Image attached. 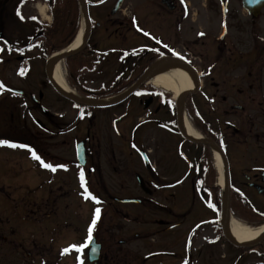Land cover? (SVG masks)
<instances>
[{"label": "flooded vegetation", "instance_id": "af4514ba", "mask_svg": "<svg viewBox=\"0 0 264 264\" xmlns=\"http://www.w3.org/2000/svg\"><path fill=\"white\" fill-rule=\"evenodd\" d=\"M107 1L99 0L97 5ZM70 5L71 0H0V110L4 108V117L11 116L10 126L0 127V140L17 145L0 146V157H12L4 162L0 159L7 164L0 174V264H63L68 252L74 254L71 245L77 240L64 246L62 236L67 231L73 233L71 200L81 199L79 196L97 187L90 163L143 165V178L151 194L139 188L141 196L136 199L141 202L136 205L151 206L154 239L150 253L144 256L134 242L103 239L93 229L92 239L101 245V254L90 263L89 247L85 246L82 259L86 264H194L192 244L200 243L197 239L205 233L208 240L200 241L206 249L197 253L202 261L222 260L221 255L215 257L222 247L236 259L239 254H254L264 261L260 255L264 242L254 248H239L225 238L218 205L220 193L213 181L205 190L196 177L192 180L191 191L215 199L213 205H206L204 218L197 217V208L174 207L175 188L183 187L188 177L176 181L173 174H159L156 166L173 163L174 153L169 147L178 128L172 94L152 84V79L124 102V112L113 121L114 138L119 141L116 149L112 138L104 144L101 136L94 137L95 114L89 112L80 122L79 113L63 111L65 102L52 96L54 89L46 74L45 80L34 84L37 94L14 88L15 77L25 81L32 69L46 66L44 42L52 25L44 24L39 9L47 8L53 22L55 9ZM104 18V32L113 29V39L125 41L131 36L146 43L135 50L138 62L121 63L120 77L170 61L195 72L199 91L188 100L200 96L198 111L204 124L217 144L232 152L234 162L233 146L247 153L245 163H233L232 169L229 163L231 211H237L234 208L238 206L243 213L246 207L264 213V0H123L115 15ZM118 50L120 57L127 52L126 48ZM102 53L104 57L109 54ZM125 84L123 79H113L109 85L100 84L92 90L106 93ZM135 111L139 112L136 125L130 132L122 131L121 125ZM152 130L160 145L147 139ZM80 142L86 149L84 162L77 159ZM33 153L39 159H34ZM127 154L130 159L123 158ZM183 159L190 163L184 154ZM41 162L56 170H49ZM79 163L86 165L80 167ZM187 190L179 192L180 200H185L183 192ZM113 199L114 204H121ZM88 243L86 236L84 244ZM64 249L69 251L62 254Z\"/></svg>", "mask_w": 264, "mask_h": 264}, {"label": "rangeland", "instance_id": "374dc122", "mask_svg": "<svg viewBox=\"0 0 264 264\" xmlns=\"http://www.w3.org/2000/svg\"><path fill=\"white\" fill-rule=\"evenodd\" d=\"M91 1L96 3L91 10L92 17L94 16L96 20H98L97 23L101 24V21L103 19L105 20L104 17L110 14V11L113 8L116 0H110L109 2L107 1L104 5L101 6L97 5V2L99 0ZM75 18L76 17L73 16L71 22H75ZM103 25L104 24L102 23L97 28L95 27L90 46L91 49L94 48L95 50H99L101 52L108 51V56L105 57L104 62H102V64H99V66L93 73H90V70H88L87 68L83 70L80 69L76 72L74 77V80L78 82L81 87L86 88L89 91L90 88L93 89L101 86L100 84H104V86L109 85L113 78L121 71L123 66L121 67V62L118 59V55L120 53V50L118 49L126 48L136 50L139 46L146 44L144 41L132 39L131 36L126 38L125 41H122L120 38L115 40L111 37L113 29L104 32ZM129 62L130 64H135L136 59H131L130 61V58H128L127 64H129ZM79 67V65H76V69H78ZM65 72L66 77H68L66 66ZM8 79L10 80V78ZM43 80H45V67L38 66L30 71V74L28 77H26L25 81L19 80L15 77V83L13 86L15 89L24 88L37 94V92H35L37 90V87L34 84L39 85L36 82ZM28 81L31 82L29 83ZM51 94L52 96L59 97L55 91H52ZM199 99L200 96L195 98L196 102L200 104L201 99ZM63 104V111L86 113L83 112V110L80 111L79 109L70 106L66 102ZM124 110L125 108H123L122 106V108H115L109 111H95L94 113L97 127L94 130V137L98 139L101 136L102 140H105L104 144L107 143L106 141H108L109 138H112V140L115 141L114 148L116 149L119 141L118 139L114 138L112 125L116 116L119 117L124 112ZM4 111V108L2 112L0 110V127L7 128V126H10L11 116L5 115L4 117ZM138 113L139 112L135 111L134 113L130 114L127 123L121 125L120 129L122 131L127 129V131L130 132L131 129L136 125L135 117L138 115ZM85 126L86 124L80 127ZM98 127H100L101 130H99ZM147 139L151 140V144L160 145L158 135L153 130L149 131V133L147 134ZM171 141L172 145L169 148L170 151L174 153V159H172L173 163H156V166L158 167L160 172L158 173L161 175L173 174L176 181L181 180L183 176L187 175V180L185 182H182L183 187L175 188L177 194L175 195L174 207L176 209H182L184 207L197 208L200 210L197 217L204 218L205 215L203 214L206 207V198L201 197L191 191V185L193 186V178L197 177L198 179H200L202 178V175L204 178L208 177V174L209 176L211 175L212 166L210 163V159L207 155H205L201 160H197L198 158H200V149L194 146L192 147L187 145L177 135L171 137ZM92 147V149L95 150L96 144ZM233 150L235 152V158L237 162H234V156L232 152H227L230 164H232L231 169L233 163H245L244 159L247 158V153L243 152L242 148L233 146ZM116 152L119 153L118 151ZM183 154L190 161V163L192 162V169H189L188 163L183 159ZM2 157L3 156L0 157L2 161L6 158H12ZM123 158L130 159L128 154L126 156L123 155ZM18 164L21 165V163ZM15 165L16 163H14V166ZM6 168L7 164L0 163V174ZM90 168H94L93 170L95 171V173L92 177V180L97 184V187L90 189L89 192L87 191L84 197L79 196L81 199L78 198L77 200L76 198H74L73 200H71V208H74L73 214L75 218L74 220H72L70 230L73 231V233L75 232L77 234H73L72 232L68 233V231L65 232L62 236L63 243L61 245L65 246L67 244L68 246L69 242L72 241V239H75L77 241L73 243V245H71V250L74 254L68 252L66 257H63V264H75V258L77 259L78 256L79 260L77 259L76 264H86L81 257L83 251L78 253L74 250L73 246L81 247L82 245H85L84 240L86 239V236H88L89 225H91L92 223V219L96 213V209H99V218L96 221L94 230L96 229L97 234L98 236H100V238H106L110 240H129L134 242L133 246H137L138 248L141 247L142 251H139V254L144 256L149 254L150 246L154 239L152 235L153 226L150 224V219L152 217L151 206L148 205L147 208H142L134 204L116 205L113 201V198H137L141 196V192L138 187L135 175L140 174L143 176V165L141 163H90ZM170 171H172L173 173H170ZM214 186L216 187V184ZM184 189H188L186 192H183V197L186 198L185 200H180V198H178L179 192H181V190L183 191ZM79 191L81 192V189ZM93 197L95 198V200H93ZM68 215H70V213ZM191 224L192 222H190L187 227ZM187 227H184L182 231H184ZM66 235L67 237H65ZM202 238L203 241L206 239L208 240V234H202V236H200V239H197L200 243L192 244V261L194 262V264H264V261L256 257L254 254H249L246 256H242L243 254H239L238 258L236 259L225 247H222L220 252H217L215 254V257L219 256L221 258L222 256V260L214 263L211 262L212 260H207V258H205L202 261L198 258L197 254L198 252H204L206 249L205 243L203 241H200L202 240ZM158 240L161 241L162 238L159 237ZM199 244L203 245V247L200 248L198 246ZM84 249L85 247H83V250ZM215 249L218 251L217 248ZM131 251L137 250L132 248ZM207 256H210V254H207ZM196 257L198 258L197 260L195 259ZM212 258L215 259L214 257ZM236 260H238V262ZM159 264L162 263L160 262Z\"/></svg>", "mask_w": 264, "mask_h": 264}, {"label": "bare ground", "instance_id": "6f19581e", "mask_svg": "<svg viewBox=\"0 0 264 264\" xmlns=\"http://www.w3.org/2000/svg\"><path fill=\"white\" fill-rule=\"evenodd\" d=\"M87 32L88 26L86 22L83 21L80 32L78 33L77 39L74 43L63 53L55 56L56 58L54 57L49 64L48 73L52 81L62 92L73 98H76L79 95L69 86L64 63L58 57L66 53L76 52L85 41ZM151 79L152 84L172 93L174 100H181L180 121L182 131L185 136L195 141H202L203 136L192 125L186 111L183 109L184 96L187 93L196 91L197 84L195 74L187 66L181 65L175 61H170L164 63L160 68H158ZM214 153L216 166L219 172V186L224 188V159L217 149L214 150ZM227 230L234 242L242 246L255 244L264 236V226L252 227L240 222L233 216H231L227 222Z\"/></svg>", "mask_w": 264, "mask_h": 264}, {"label": "trees", "instance_id": "16d2710c", "mask_svg": "<svg viewBox=\"0 0 264 264\" xmlns=\"http://www.w3.org/2000/svg\"><path fill=\"white\" fill-rule=\"evenodd\" d=\"M75 16L76 20L75 22H71V19ZM80 10H79V4L78 0H71V5L69 7H57L55 9L54 13V21L51 29L49 30V34L45 36V42H44V48H45V57L48 58L54 53H58L67 47H69L76 39L78 31L80 29ZM99 59V55H96L92 53L90 48V41L86 48L79 53L78 55H75L73 57H70L65 61L68 72H69V82L72 87L76 88L79 95L84 98H101L102 96H109L112 93L108 94H91L90 91L86 88H83L74 80L75 74L78 70L88 69L90 70V66H92L95 61ZM76 65H79L80 67L76 69ZM144 71L137 72L135 76H132L131 78L127 79V84L125 86L120 87L118 90L115 91V93H120L124 91L128 86H130L134 81H136L143 73ZM80 111H88L89 109L79 107ZM189 114L192 117L196 127L202 132L204 136L209 138L210 140H213L215 142H218L216 137L209 132L207 126L204 124L203 120L201 118H196L193 116V114L196 112L195 109V103H193L191 100L188 104ZM192 147L199 148L200 150V156L204 157V155H207L210 159V163L212 166V173L207 179H201V184L205 186V190H207L208 183L212 180L213 183L217 181V171L214 166V160L212 151L207 146L202 145H195L190 144ZM216 191L219 192V189H216ZM221 200L219 199V206H221ZM237 214V216L245 221L247 224L251 226H260L264 224V213L262 211H259L253 207H246V211L241 212L239 211V207L236 206L234 208ZM264 249V246L262 247ZM261 256H264V250L260 254Z\"/></svg>", "mask_w": 264, "mask_h": 264}, {"label": "water", "instance_id": "95a60500", "mask_svg": "<svg viewBox=\"0 0 264 264\" xmlns=\"http://www.w3.org/2000/svg\"><path fill=\"white\" fill-rule=\"evenodd\" d=\"M123 0H119L118 1V4L115 6V8L112 10L111 14L114 15L121 3H122ZM79 3H80V7H81V12L83 14V17H84V20L88 26V32H87V36L85 38V41L83 42L82 46L76 51V52H73V53H66V54H63L61 55L60 57H58L60 60H65L75 54H78L79 52H81L87 45L90 37H91V32H92V23L90 21V18H89V14H88V5L86 3L85 0H79ZM56 58V57H55ZM54 59V58H53ZM53 59H50L48 61V64L53 60ZM159 66V65H158ZM158 66H154L152 67L143 77L142 79L134 86L130 89V91L126 94H123L121 95L119 98H117L115 101L111 102V103H106L105 101H100V102H95V101H89V100H86V99H82V98H73V97H70L68 95H66L64 92H62L58 87L57 85L52 81V79L50 78V75L48 73V66H47V73H48V78L49 80L51 81L52 85L54 86L55 90L63 97L69 99L70 101H72L73 103L75 104H78L80 106H83V107H87V108H108V107H112V106H115L117 104H120L122 103L123 101H125L129 96H131L138 88H140L142 86V84L145 82V80L147 79V77L151 76L152 75V72L158 67ZM192 94L194 92H191ZM149 104H147L146 106H148ZM180 110V102L178 101L177 102V111L179 112ZM180 117V115H179ZM178 126H179V130L181 131L182 135L188 139L189 141L193 142V143H197V144H203V145H206V146H209L210 148H212L213 150L214 149H217L220 154L222 155L223 159H224V164H225V189H226V193H225V209H224V214H223V228H224V235L226 237V239L231 242L233 245L237 246V247H254L257 245L256 244H252V245H246V246H242V245H238L237 243L234 242V240L232 239V237L230 236V233L228 232L227 230V222L230 218V170H229V162H228V159L225 155V153L219 148V146L214 143V142H211V141H207V140H203V141H195V140H192V139H189L188 137L185 136V134L183 133L182 131V127H181V123H180V120H179V123H178ZM85 150H84V146L83 144H80L78 146V159L79 160H85ZM81 165H85V163H80ZM137 180H138V183H139V186L144 190V191H147L148 192V189L145 187V183H144V180L141 176H137ZM122 202L124 203H139L140 201L138 200H123ZM263 239H264V236H263ZM262 239V240H263ZM90 252H89V260L90 262H94L97 260V258L99 257L100 255V246L99 245H96L95 244V239H93L91 242H90Z\"/></svg>", "mask_w": 264, "mask_h": 264}, {"label": "snow or ice", "instance_id": "6c2138e0", "mask_svg": "<svg viewBox=\"0 0 264 264\" xmlns=\"http://www.w3.org/2000/svg\"><path fill=\"white\" fill-rule=\"evenodd\" d=\"M18 15H20V13L18 12L17 13ZM0 146H8V147H17V145H14V144H11L9 143L8 141L6 140H0ZM33 158L34 159H39L38 156L35 155V153H33ZM43 164V162H41ZM44 167L48 168L49 170L51 171H55V167H53L52 165H49V164H43ZM81 180H83V173H81ZM93 200H95V198L93 197ZM98 202V201H96ZM99 218V209H96V213L92 219V223L88 229V242H90L92 240V232H93V229L95 227V224H96V221L97 219ZM87 246L86 244L85 245H82L81 247H75L73 246L74 250L78 253L82 252L83 251V247ZM69 251V249H64L62 254H65ZM77 259L79 260V256L77 257Z\"/></svg>", "mask_w": 264, "mask_h": 264}]
</instances>
